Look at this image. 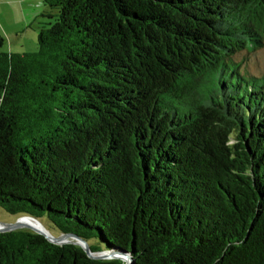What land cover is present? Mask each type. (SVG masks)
<instances>
[{
    "label": "trees",
    "instance_id": "trees-1",
    "mask_svg": "<svg viewBox=\"0 0 264 264\" xmlns=\"http://www.w3.org/2000/svg\"><path fill=\"white\" fill-rule=\"evenodd\" d=\"M42 1L0 52V207L114 256L20 229L0 264H264V75L233 59L264 0Z\"/></svg>",
    "mask_w": 264,
    "mask_h": 264
},
{
    "label": "rangeland",
    "instance_id": "rangeland-1",
    "mask_svg": "<svg viewBox=\"0 0 264 264\" xmlns=\"http://www.w3.org/2000/svg\"><path fill=\"white\" fill-rule=\"evenodd\" d=\"M1 1H3V5L0 8V24H2V26L10 32V34H12V41L8 38L6 33L0 29V35H2L5 39L3 47L0 48V52H9L11 50V44H13V52H21V54L22 52H36L38 50L39 26L40 23H44L46 19L39 17V19L32 23V25L28 23L30 21L24 23V16L21 13L16 12L15 9H12L11 13L5 14V11H7L9 7L5 4V2L10 0ZM9 8H11V6ZM44 10L45 7L43 11ZM233 59L241 64V69L243 71L254 75H264V45L251 53H238L233 57ZM16 220V216L8 214L0 207V223L11 224L16 222ZM43 222L46 223L45 221Z\"/></svg>",
    "mask_w": 264,
    "mask_h": 264
},
{
    "label": "water",
    "instance_id": "water-1",
    "mask_svg": "<svg viewBox=\"0 0 264 264\" xmlns=\"http://www.w3.org/2000/svg\"><path fill=\"white\" fill-rule=\"evenodd\" d=\"M25 219L36 221L41 226V228H35L32 225L24 223L23 220ZM20 229L33 230L36 233H39L45 236L50 242L57 244V245H63V244L71 243L72 241H74L76 244L82 246L84 250L86 251V253L89 255V257L93 259H107V258H111L114 256L113 254H110V253H104V254L93 253L88 243L85 240H83L81 237L75 234H66V235H60L58 237H55L42 225V223L28 216L20 217L16 220V222L11 223V224L0 223V233H7V232L20 230ZM124 259L127 261V264H132V262H130L128 258L124 257Z\"/></svg>",
    "mask_w": 264,
    "mask_h": 264
},
{
    "label": "crops",
    "instance_id": "crops-1",
    "mask_svg": "<svg viewBox=\"0 0 264 264\" xmlns=\"http://www.w3.org/2000/svg\"><path fill=\"white\" fill-rule=\"evenodd\" d=\"M5 4L9 7L11 6V8L8 7L7 11H5V14L11 13V10L15 9L16 12L21 13L24 16V20H23L24 23L27 21H30L28 22L30 25H32V23H34L36 20L39 19L40 13L43 12V9H44V4L42 0H10L8 2H5ZM2 5H3V1L0 0V8ZM0 29L1 31L6 33L8 38L11 40L12 34H10V32L4 26H2V24H0ZM12 47H13V44H11V47H10L11 50L8 53L21 54V52H13ZM24 53L25 52H22V54Z\"/></svg>",
    "mask_w": 264,
    "mask_h": 264
},
{
    "label": "bare ground",
    "instance_id": "bare-ground-1",
    "mask_svg": "<svg viewBox=\"0 0 264 264\" xmlns=\"http://www.w3.org/2000/svg\"><path fill=\"white\" fill-rule=\"evenodd\" d=\"M24 223L32 225L35 228H41V226L34 220H30V219H25L23 220Z\"/></svg>",
    "mask_w": 264,
    "mask_h": 264
}]
</instances>
